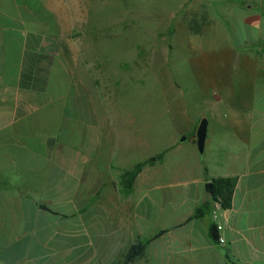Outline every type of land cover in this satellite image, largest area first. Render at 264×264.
Returning a JSON list of instances; mask_svg holds the SVG:
<instances>
[{
	"label": "crops",
	"instance_id": "obj_1",
	"mask_svg": "<svg viewBox=\"0 0 264 264\" xmlns=\"http://www.w3.org/2000/svg\"><path fill=\"white\" fill-rule=\"evenodd\" d=\"M137 1L0 0V264H122L138 242L127 264H264V0H157V24ZM109 10L130 12L114 23L134 44L186 28L211 91L186 144L163 133L156 149L154 117L96 76L91 60L124 57L106 46ZM144 41L143 58H166ZM161 151L124 191L123 172ZM219 177L235 185L214 217Z\"/></svg>",
	"mask_w": 264,
	"mask_h": 264
},
{
	"label": "rangeland",
	"instance_id": "obj_2",
	"mask_svg": "<svg viewBox=\"0 0 264 264\" xmlns=\"http://www.w3.org/2000/svg\"><path fill=\"white\" fill-rule=\"evenodd\" d=\"M126 2L129 4L130 0ZM137 2L140 4V18L145 21L149 17L157 24V19L166 15L165 5L160 1L138 0ZM107 16L110 21L106 26L107 49L110 52H122L124 57L91 60L96 76L104 78L108 85L111 84L108 88L115 86L120 97L136 101L141 113L148 110L150 117H154L156 149H159L161 147L159 144L163 143L162 139L158 140L163 133L177 134L181 131L179 141L186 144L185 139L189 136L187 119H194L197 113L203 110L200 104L205 98H210L211 92L207 79L197 66L196 49L194 51L186 49L193 48L194 43L187 42L185 36H179V32L186 28L176 26L173 24L175 21H171V25L165 27L166 34H163L164 27L156 26V34L153 38L148 34L139 33L140 42L134 44V40L130 42V37L125 34L126 31L129 32V28H122L114 23L122 17V19L130 18V12L122 14L109 10ZM144 39L148 41L153 39L154 49L167 53L166 58L154 60L150 57L143 58L141 53L147 47V41L145 42ZM135 50L140 52L139 56L134 57L132 53L127 52ZM143 55L145 56V53ZM147 63L149 68L146 69ZM85 77L90 78L88 75Z\"/></svg>",
	"mask_w": 264,
	"mask_h": 264
},
{
	"label": "trees",
	"instance_id": "obj_3",
	"mask_svg": "<svg viewBox=\"0 0 264 264\" xmlns=\"http://www.w3.org/2000/svg\"><path fill=\"white\" fill-rule=\"evenodd\" d=\"M163 151L151 156L143 161L137 162L130 170H125L122 175V188L124 191L128 192L131 189L133 180L141 168L147 164L154 161H160L163 156ZM210 187V201L205 204V208H209L214 202L220 203L223 209H226L231 204L232 194L234 190L235 181L229 177H219L212 179ZM202 212L201 209L197 211V215ZM209 235L214 242L218 241V230L215 223H212L209 227ZM144 249V243L138 242L132 245L126 254L124 255V260L122 264H127L133 257L139 255Z\"/></svg>",
	"mask_w": 264,
	"mask_h": 264
},
{
	"label": "water",
	"instance_id": "obj_4",
	"mask_svg": "<svg viewBox=\"0 0 264 264\" xmlns=\"http://www.w3.org/2000/svg\"><path fill=\"white\" fill-rule=\"evenodd\" d=\"M264 59V57H263ZM196 146L199 152L204 149V141L207 133V121L205 118H201L196 128ZM211 182L206 184L207 190L210 192Z\"/></svg>",
	"mask_w": 264,
	"mask_h": 264
},
{
	"label": "built area",
	"instance_id": "obj_5",
	"mask_svg": "<svg viewBox=\"0 0 264 264\" xmlns=\"http://www.w3.org/2000/svg\"><path fill=\"white\" fill-rule=\"evenodd\" d=\"M221 210H222V207H221L220 203L214 202L212 204V213H213L214 217L216 216L217 212H219ZM216 226H217V230L219 231L220 228H221V224L220 223H216ZM218 242L219 243H223L224 239L218 236Z\"/></svg>",
	"mask_w": 264,
	"mask_h": 264
}]
</instances>
